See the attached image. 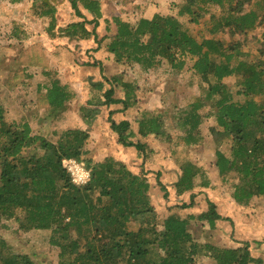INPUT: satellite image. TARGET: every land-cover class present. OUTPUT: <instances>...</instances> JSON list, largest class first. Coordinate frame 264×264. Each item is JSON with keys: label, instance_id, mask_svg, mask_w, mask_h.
<instances>
[{"label": "trees", "instance_id": "obj_1", "mask_svg": "<svg viewBox=\"0 0 264 264\" xmlns=\"http://www.w3.org/2000/svg\"><path fill=\"white\" fill-rule=\"evenodd\" d=\"M0 1L20 4L23 0ZM31 1L36 17L55 22L59 0ZM66 1L82 21L67 25L62 30L64 36L86 40L92 36L96 40L99 1ZM256 3L262 7L260 12L249 9L253 0H184L176 15L136 16L135 21L115 16L104 20V30L109 32L112 24L114 32L97 41V48L110 54L117 66L141 73L160 68L171 75L185 71L199 81L198 95L185 107L173 112H141L135 119L136 132L129 121L115 123L110 119L118 143L141 151L142 145L133 139L153 136L160 142L197 146L203 141L201 124L214 118L210 133L219 141L230 142L229 154L215 151L214 165L220 178H236L231 196L243 207L254 197L264 196V47L251 56L243 51L241 42L224 44L216 35L221 31L243 35L256 31L264 24V0ZM213 8L222 9L221 14L212 13ZM205 16L211 22L208 37L193 35L180 20L187 17L190 23L198 24ZM87 22L93 25L91 31L85 27ZM12 26L11 34L18 38L20 26L14 22ZM229 77L235 79L231 89L223 83ZM122 85L124 99H111L110 88L104 93L103 105L120 103L139 111L131 86ZM45 90L41 103L47 110L65 112L73 98L67 86L52 79ZM4 113L0 103V223L13 219L22 232L50 231L48 244L57 250V264H196L198 255L210 258L212 264H261L252 257L248 243L230 249L195 241L189 220L206 221L214 229L220 217L212 203L208 202L207 210L197 218L190 215L183 219L170 212L157 229L147 180L114 157L91 159L85 130L59 129L48 137L33 133L27 122H7ZM166 114L172 117V127L164 121ZM171 130L179 132L172 134ZM65 159L84 163L89 172L86 185L72 183L62 166ZM180 171L176 183L179 194L191 190L194 179L202 173L188 161L180 165ZM200 186L205 188L208 183L203 181ZM139 219L140 226L132 230L130 225ZM0 264L35 262L11 250L0 236Z\"/></svg>", "mask_w": 264, "mask_h": 264}, {"label": "rangeland", "instance_id": "obj_2", "mask_svg": "<svg viewBox=\"0 0 264 264\" xmlns=\"http://www.w3.org/2000/svg\"><path fill=\"white\" fill-rule=\"evenodd\" d=\"M98 1L101 19L94 30L96 40L92 36L88 40L64 36L65 32L62 30L67 25L82 21L66 0H59L56 20L52 24L48 19H40L33 14L31 0H23L20 4L0 1V103L4 107L5 120L9 123L27 122L33 133L48 137L59 129L85 130L89 135L86 148L91 159L101 161L107 156L114 157L133 174L142 175L147 180L148 196L155 212L157 229L161 228L168 213L177 212L183 219L190 215L197 218L207 210V203L210 202L215 206L220 219L216 220L214 229H210L206 221L189 220L188 228L195 241L230 249L248 243L252 257L264 264V196L254 197L248 207L239 206L233 200L231 186L232 183H237L236 178H220L214 165L215 151L219 149L227 155L230 148L227 139L219 141L217 136L210 133V129L215 126L214 118L205 119L201 124L203 141L197 146L160 142L153 136L133 139L142 145L141 151L118 143L117 135L110 128V119L115 123L129 121L132 130L136 132L135 119L141 112H173L185 107L198 95L199 81L185 71L171 75L160 68L141 73L127 66L112 65L108 55L94 50L97 41L114 32L112 24L109 32L104 30V20L111 21L112 17L121 16L122 19L132 21L133 7L138 0ZM183 1L148 2L158 9L160 15H176ZM261 8L253 0L249 9L260 12ZM211 11L220 15L222 9L213 8ZM85 15L87 19L91 18L88 14ZM180 20L189 27L193 35L209 36L211 22L208 16L198 24L190 23L187 17H181ZM13 22L19 24V30L22 31L18 33V38L11 34ZM85 27L91 31L93 25L87 22ZM263 32L264 24L256 31L244 35L221 31L216 37L224 44L241 42L243 51L253 56L264 47V41L259 44L264 39L261 35ZM42 56L43 61L37 60ZM99 61L108 63L104 64L107 73L103 72ZM189 64L187 62V66ZM52 79H58L73 93V98L68 101L67 110L63 113L50 112L41 103V95L45 94V87ZM121 83L131 86L137 96L139 111L132 107L123 109L120 103L108 107L103 105L104 93L110 88L113 89L111 99H121L126 90L120 86ZM223 83L231 89L235 79L229 77ZM163 118L172 127L171 115L166 114ZM170 132L178 134L179 131ZM186 161L201 169L202 173L194 179L191 190L179 194L176 183L181 173L180 165ZM203 181L208 183L205 188L200 186ZM140 224L139 219L130 228L136 230ZM0 236L11 250L28 255L35 264H57V250L48 244L50 231L22 232L13 219H3L0 223ZM195 262L213 263L204 255H198Z\"/></svg>", "mask_w": 264, "mask_h": 264}, {"label": "crops", "instance_id": "obj_3", "mask_svg": "<svg viewBox=\"0 0 264 264\" xmlns=\"http://www.w3.org/2000/svg\"><path fill=\"white\" fill-rule=\"evenodd\" d=\"M137 1V0H136ZM100 2V1H99ZM140 4H142V5H140ZM145 6L147 7V8H145ZM134 12H133V14H132V21H134V18H135V20L137 19L136 18V16L137 17H151L153 14H158V9H156V7L154 6V5H152L150 2H148V0H138V2H135V5H134ZM83 14L85 15V14H87L85 11L83 12ZM86 16V15H85ZM84 40V39H83ZM80 41H82V40H80ZM95 49L94 50H98L97 52H101V53H104L105 55H108L109 56V60H111V62H112V65L113 64H115V63H113V58H112V56L110 55V54H108L103 48H100V49H98L97 48V44H96V47H94ZM103 49V50H102ZM104 55V56H105ZM100 60H102V59H100ZM99 62H101V67H102V69H103V72H106V66L104 65L106 62L105 61H99ZM106 64H108V63H106ZM107 73V72H106ZM122 84L123 83H121V87H122ZM124 94V93H123ZM120 99V98H119ZM122 99H124V97H122ZM122 105V104H121ZM108 107V106H107ZM123 109H125L124 107H123ZM128 109V108H127ZM124 120V119H123Z\"/></svg>", "mask_w": 264, "mask_h": 264}, {"label": "built area", "instance_id": "obj_4", "mask_svg": "<svg viewBox=\"0 0 264 264\" xmlns=\"http://www.w3.org/2000/svg\"><path fill=\"white\" fill-rule=\"evenodd\" d=\"M62 166L69 174L74 185L84 186L89 181V172L83 162H78L74 159H65L62 161Z\"/></svg>", "mask_w": 264, "mask_h": 264}]
</instances>
